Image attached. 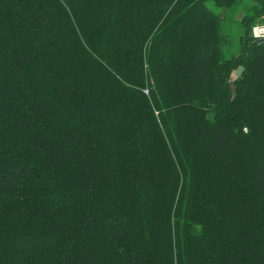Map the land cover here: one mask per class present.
Here are the masks:
<instances>
[{"label":"trees","instance_id":"1","mask_svg":"<svg viewBox=\"0 0 264 264\" xmlns=\"http://www.w3.org/2000/svg\"><path fill=\"white\" fill-rule=\"evenodd\" d=\"M262 17L0 0V264H264Z\"/></svg>","mask_w":264,"mask_h":264},{"label":"rangeland","instance_id":"2","mask_svg":"<svg viewBox=\"0 0 264 264\" xmlns=\"http://www.w3.org/2000/svg\"><path fill=\"white\" fill-rule=\"evenodd\" d=\"M251 7L252 5L250 3H245V4H241L239 5L236 10L232 11L230 13L229 16H227L226 21L229 22V26H227V32L229 34V39H231L232 43H231V48L234 51H238V49L241 46V41L239 40V34H240V27L245 25V22H242L240 20L242 14H244V12H248L251 14ZM227 15V14H226ZM225 15V17H226ZM259 23H264V18H260L257 23L254 25H258ZM253 26V27H254ZM252 27V28H253ZM252 28H251V32H252ZM236 71H232V74L230 75L229 80L233 81L236 78Z\"/></svg>","mask_w":264,"mask_h":264},{"label":"built area","instance_id":"3","mask_svg":"<svg viewBox=\"0 0 264 264\" xmlns=\"http://www.w3.org/2000/svg\"><path fill=\"white\" fill-rule=\"evenodd\" d=\"M251 35L257 44H264V23L254 26Z\"/></svg>","mask_w":264,"mask_h":264},{"label":"water","instance_id":"4","mask_svg":"<svg viewBox=\"0 0 264 264\" xmlns=\"http://www.w3.org/2000/svg\"><path fill=\"white\" fill-rule=\"evenodd\" d=\"M243 69L242 67H239L236 71V77H240L241 73H242Z\"/></svg>","mask_w":264,"mask_h":264}]
</instances>
